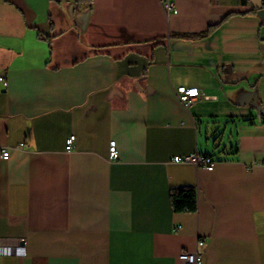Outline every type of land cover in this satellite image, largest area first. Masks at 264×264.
I'll use <instances>...</instances> for the list:
<instances>
[{"label": "crops", "instance_id": "crops-1", "mask_svg": "<svg viewBox=\"0 0 264 264\" xmlns=\"http://www.w3.org/2000/svg\"><path fill=\"white\" fill-rule=\"evenodd\" d=\"M175 3L0 0V264H264V0Z\"/></svg>", "mask_w": 264, "mask_h": 264}, {"label": "built area", "instance_id": "built-area-1", "mask_svg": "<svg viewBox=\"0 0 264 264\" xmlns=\"http://www.w3.org/2000/svg\"><path fill=\"white\" fill-rule=\"evenodd\" d=\"M163 7L168 13H174L176 14L178 12L175 0H161ZM0 82H3L6 84V77L3 73H0ZM176 93L182 103L185 106L191 105L194 100L201 95V90L197 86H185L181 85L176 88ZM74 141V135L72 134L68 138V147L72 145ZM23 145V144H21ZM0 157L3 159H8L10 157V149L9 148H3L0 149ZM109 158L111 160H116L119 158V149L117 146L116 140H111L109 144ZM174 161L176 162H192L196 165H203L208 169H212L215 161L212 159V157L204 154H200L198 152H195L190 155L186 156H175ZM205 243V239L199 237L197 240V247L193 250H183L179 254L180 260L183 262V264H203V254L200 251V247L203 246ZM14 252V248L11 246H8L0 241V254H11Z\"/></svg>", "mask_w": 264, "mask_h": 264}, {"label": "trees", "instance_id": "trees-1", "mask_svg": "<svg viewBox=\"0 0 264 264\" xmlns=\"http://www.w3.org/2000/svg\"><path fill=\"white\" fill-rule=\"evenodd\" d=\"M171 202L176 212H195L198 209L197 191L193 187L174 188L171 192Z\"/></svg>", "mask_w": 264, "mask_h": 264}, {"label": "water", "instance_id": "water-1", "mask_svg": "<svg viewBox=\"0 0 264 264\" xmlns=\"http://www.w3.org/2000/svg\"><path fill=\"white\" fill-rule=\"evenodd\" d=\"M251 3H255L256 0H249Z\"/></svg>", "mask_w": 264, "mask_h": 264}]
</instances>
